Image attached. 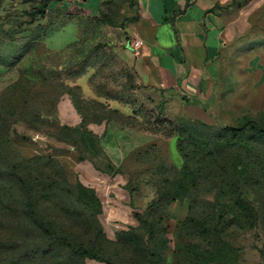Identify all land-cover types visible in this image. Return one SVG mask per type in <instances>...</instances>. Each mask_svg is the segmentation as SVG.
<instances>
[{
    "label": "rangeland",
    "instance_id": "374dc122",
    "mask_svg": "<svg viewBox=\"0 0 264 264\" xmlns=\"http://www.w3.org/2000/svg\"><path fill=\"white\" fill-rule=\"evenodd\" d=\"M85 1L0 0V264H264V88L218 103L220 119L210 105L170 114L138 88L121 4ZM200 116L212 130L191 125ZM246 117L260 128L220 130ZM205 145L206 158L234 147L214 169L196 164ZM44 162L58 182L37 192L34 218ZM87 219L106 262L55 240Z\"/></svg>",
    "mask_w": 264,
    "mask_h": 264
},
{
    "label": "crops",
    "instance_id": "0c3cea01",
    "mask_svg": "<svg viewBox=\"0 0 264 264\" xmlns=\"http://www.w3.org/2000/svg\"><path fill=\"white\" fill-rule=\"evenodd\" d=\"M109 1L121 4L124 37L140 42L136 51L128 48L138 88L163 100L170 114L210 105L220 119L218 103L237 96L241 105L248 88H264V0H101L94 11L85 9L100 12ZM247 45L244 59L231 58Z\"/></svg>",
    "mask_w": 264,
    "mask_h": 264
},
{
    "label": "trees",
    "instance_id": "16d2710c",
    "mask_svg": "<svg viewBox=\"0 0 264 264\" xmlns=\"http://www.w3.org/2000/svg\"><path fill=\"white\" fill-rule=\"evenodd\" d=\"M40 13L42 14L43 11H41ZM126 105L128 106V104H126ZM246 118H247L246 121L242 122V124L239 127L227 126V127L220 128V130L225 132L226 134L229 133L231 135L232 140H233V139L239 138V136L241 134H244L247 129L256 130V129L260 128L259 125L258 126L255 125V123H254L255 121H252V119H249L248 117H246ZM202 121L203 120H200V122H198V123H191V125L196 127V128H199L200 130H203L204 133H207V132H209V130L213 129V126L207 125ZM170 125L173 127L174 130H177L178 147L180 148V152L182 154V157L184 158V161L187 162L189 160H193L192 159L193 157L191 158V157L185 156V150L183 147V144H184L183 139L185 136V132H184L185 129H183V127H181L182 125H180V124L175 125V124L170 123ZM67 128L68 127H65V130H67ZM196 146L198 147L197 143H196ZM225 147H223V148H225ZM233 147H234V145L233 146L229 145V147H226V148H227V150L231 151V150H233ZM222 149L220 150L221 151L220 153H218V154L214 153L212 156L210 153V155H209L210 157L206 158L207 154H208L207 152H211V151H210V146L208 147L207 145H205L203 147V149L200 151V153L205 151L204 153H202L203 157H202V159H200L199 163L196 162V164H200V165L206 164L209 166L211 165L214 169H216L218 167V160H221V156H220L221 153L225 152ZM234 151H236L235 148H234ZM41 169L45 170V173H44V175H42L41 178L43 180H49L50 183L44 184L42 182L40 186H38L37 184L34 185V218L39 217V214H41L40 211H42L40 209V207L38 208L35 205V202H38V203L45 202V198L36 196L37 192H40V191L46 190V189H52L54 187V185L58 182L57 174H55L52 171L48 162L42 163ZM199 171H200V174H203V172H204V170L202 168H199ZM215 175H218L217 171H216ZM31 190H33V189H31ZM2 203H3V200L0 197V208L2 207ZM47 203H49V201ZM54 213H55V216H54L55 220H56V218H60L59 212H54ZM67 217H68V221L75 222V221H73L71 215H67ZM85 222H86L87 227L82 228L80 231H78V229L76 227L77 224L76 225H75V223L72 224L71 229H72L73 233H67V235L65 234L61 239L56 238L55 239L56 242H59V241L63 242V243L65 242L66 245H63V246L60 245V246L68 249L71 252V254H73V256H77L80 258H90V259H95L97 261L106 262L105 256L102 253L101 244H98L99 240H97L98 247H97V245H95V243L93 241L94 237H95V239H98V238L102 239L101 229H100L99 224L93 223L88 219L85 220ZM14 227H15V224L8 222V228L9 229H13ZM60 244H62V243H60Z\"/></svg>",
    "mask_w": 264,
    "mask_h": 264
},
{
    "label": "built area",
    "instance_id": "2783aa9c",
    "mask_svg": "<svg viewBox=\"0 0 264 264\" xmlns=\"http://www.w3.org/2000/svg\"><path fill=\"white\" fill-rule=\"evenodd\" d=\"M131 46L136 51L138 48H140V42L139 41H133L131 43Z\"/></svg>",
    "mask_w": 264,
    "mask_h": 264
}]
</instances>
